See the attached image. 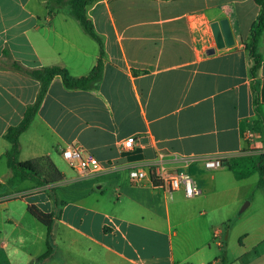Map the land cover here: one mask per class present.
Masks as SVG:
<instances>
[{"label":"crops","instance_id":"1","mask_svg":"<svg viewBox=\"0 0 264 264\" xmlns=\"http://www.w3.org/2000/svg\"><path fill=\"white\" fill-rule=\"evenodd\" d=\"M258 12L254 0H101L88 7L104 44L99 83L67 90L55 76L19 137L20 161L46 158L63 178L44 186L31 181L13 186L3 136L21 121L40 88L25 70L57 66L71 77L86 76L99 47L68 6L0 0V160L10 170L0 178V188L10 186L0 194V206L19 201L28 214V205L39 209L29 202L32 197L77 189L74 205L102 223L95 233L69 227L104 264H264V205L258 206L256 226L230 223L243 203H253L257 174L250 184L254 175L236 180L225 166L207 170L202 164L264 153V35L254 79L244 49ZM223 22L232 43L219 48L212 25L221 29ZM209 49L213 55H206ZM130 137L133 149L124 152L121 145ZM69 145L108 167L87 177L61 170L60 151ZM159 166L189 174L198 194L187 198L149 180L142 187L129 183L131 168ZM56 196L54 203L61 205L70 198ZM217 230L222 246L213 238Z\"/></svg>","mask_w":264,"mask_h":264},{"label":"rangeland","instance_id":"2","mask_svg":"<svg viewBox=\"0 0 264 264\" xmlns=\"http://www.w3.org/2000/svg\"><path fill=\"white\" fill-rule=\"evenodd\" d=\"M58 166L61 170H70L65 161H60ZM7 172L10 170L6 167L4 159H1L0 178L5 179ZM255 181H257L256 175L246 183L251 184ZM9 189L10 186L4 184L0 188V194L7 193ZM76 191L78 190L72 187H62L55 192L48 190L30 200L28 198L29 202L35 203L40 211L50 213L53 217L48 239L51 254L44 260H41V257L47 250V229L26 213L22 202L15 201L7 207L1 205L0 264H104L98 252H87V247L91 245L78 238L69 227L95 233L102 223L101 217L77 209L78 206L73 203ZM58 192L61 196L70 197L65 199L62 205L59 202L54 203V197H59L56 196ZM252 200L250 207H245L246 203H243L237 209L234 219L230 221L231 224L249 223L250 227L259 224L257 211L259 205H264V190L259 188ZM88 203L89 201L86 202Z\"/></svg>","mask_w":264,"mask_h":264},{"label":"trees","instance_id":"3","mask_svg":"<svg viewBox=\"0 0 264 264\" xmlns=\"http://www.w3.org/2000/svg\"><path fill=\"white\" fill-rule=\"evenodd\" d=\"M98 1L101 0H52L53 4L58 7H69L71 16L78 22L83 32L98 44L99 56L95 67L88 75L76 78L71 77L66 69L57 66L25 70L30 77L39 82L40 88L33 104L25 109L21 121L17 125L8 128L3 136L4 140L9 144V149L5 153L7 167L12 172V178L8 181L9 185L14 186L25 181H31L38 186H44L52 182L60 181L63 178V175L46 158H42L39 163L38 161H20L19 137L31 125L47 93L48 87L55 76L61 78L67 90L93 89L99 83L105 56L104 44L102 38L95 32L93 24L87 16V8ZM254 2L259 6V12L250 27L249 35L244 44V49L251 61L249 75L252 79L255 78L256 72L261 64V59L256 49L258 40L264 35V0H254ZM12 66L15 69H20L16 63H13ZM252 92L254 95L253 103L256 108L258 103V83L256 81L252 84ZM221 164L229 169L236 180L246 179L257 174L258 187L264 190V153L258 156L248 155L229 160H221ZM26 210L32 218L47 229V250L41 257V260L47 259L51 254V246L49 245L48 239L51 233L52 215L50 213H44L31 205H28Z\"/></svg>","mask_w":264,"mask_h":264},{"label":"built area","instance_id":"4","mask_svg":"<svg viewBox=\"0 0 264 264\" xmlns=\"http://www.w3.org/2000/svg\"><path fill=\"white\" fill-rule=\"evenodd\" d=\"M252 134L248 133L246 139L250 141ZM134 138L130 137L123 141L121 147L124 152L133 149ZM60 156L66 162L68 167L74 171L79 177H87L96 173H100L108 166H103L92 155L75 145H69L61 149ZM219 158H209L202 161L203 167L207 170L219 169L222 167ZM129 183L133 187H142L149 180L153 186H160L169 192L182 191L187 198L194 197L198 194L193 180L187 173H169L162 167H156L153 170L146 171L141 168H131L128 172ZM220 231H214L213 238L216 239L217 245L222 246L219 239ZM211 264H217L216 261Z\"/></svg>","mask_w":264,"mask_h":264},{"label":"water","instance_id":"5","mask_svg":"<svg viewBox=\"0 0 264 264\" xmlns=\"http://www.w3.org/2000/svg\"><path fill=\"white\" fill-rule=\"evenodd\" d=\"M225 24L226 22L221 23L222 25L221 29L216 24L212 25L214 38L219 48L223 47L224 44L229 45L232 43L231 32L228 27H225ZM213 54H214L213 49H209L206 51V55H213Z\"/></svg>","mask_w":264,"mask_h":264}]
</instances>
